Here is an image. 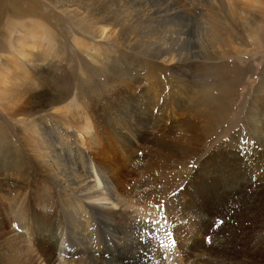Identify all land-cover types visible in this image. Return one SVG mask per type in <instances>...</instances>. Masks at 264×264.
<instances>
[{"label": "bare ground", "instance_id": "1", "mask_svg": "<svg viewBox=\"0 0 264 264\" xmlns=\"http://www.w3.org/2000/svg\"><path fill=\"white\" fill-rule=\"evenodd\" d=\"M98 1L86 0L92 4ZM102 1L109 3L112 0ZM115 1L117 4L121 2ZM212 1L209 0L205 13L207 19L204 20L201 29L204 30V38L210 46V51L208 52L204 45L200 52L205 53L203 59L219 60L217 59L219 52H226L229 55H235V52L228 50L229 47H233L229 46L230 25L225 19H218L220 16L218 18L214 16L216 15L214 11L219 9L213 8ZM39 2L42 3L43 0H0V23L7 18L12 30L15 26L12 19H19L23 29L26 28L28 23L30 25L32 22V19L24 22L28 17L33 15L36 18L43 17V10L39 11ZM70 2L71 0H51L50 4L58 13L63 14L62 16L69 17L68 15L72 14L73 18L79 19L82 13L70 10L72 7ZM222 5L225 6L224 10L229 20L233 18L237 21L242 20L240 24L244 26L243 28L252 33L249 28L252 18L248 10L243 9L237 0H228L222 2ZM184 12L188 14V11ZM88 13L87 28L91 39L96 41L94 44L86 43L87 45L80 46L76 43L78 40L73 39L80 53L91 63H97L101 67L106 60L101 59L100 50L104 49V55L109 58L108 50L103 48V44L119 46L124 49L120 56L122 65L146 64L142 79L147 85H155L162 92L154 93L150 86H145L143 90L149 95L143 100L142 96L135 93L137 89L131 83H126L123 88L119 87L121 92L112 91L103 98L99 97L100 94L97 97L93 93L95 95L93 98L96 99L90 98L88 100L90 105L74 110L63 108L67 93L65 85L59 82L57 76L56 86L53 88L47 86V90L44 88L49 81L47 77L50 74V67L53 66L48 61H43L50 56L52 47L48 40L55 36L53 31L45 29L41 38L34 34L32 28L22 31L19 29L20 32L15 39L8 35V40L3 38L0 40V51L5 56L3 64L0 62V102L7 109L6 118L11 122L22 125L30 123L24 133L23 145L31 152L28 164L38 183L35 198L39 213L36 218L45 231L41 239L48 242L51 249L47 263L227 264L224 249L231 241V223L219 215L220 213L216 214L212 205L214 198L218 200L215 195L218 190L216 182L207 181L210 176H207L208 173L205 171L200 172L201 169L197 176L195 170H190L185 176V182L181 184L177 180L172 181L173 183L167 182L168 176L162 172H165L163 168H167V165L176 163V159L181 158L179 155L193 154L195 151L193 143L198 128L193 124L195 118L190 116H186V120L183 118L185 113L192 109V103L191 99H185L184 91L180 90V87L185 79L194 78L199 57L193 49L186 48L187 40L182 37L187 31V25L183 24L185 19L178 16L177 11L175 13L164 10L153 11L150 14L149 11L147 13L141 10V16L135 18L133 12L124 10L116 13L109 10L108 6ZM45 19L50 20L49 13H46ZM76 22L79 24V20ZM163 23L168 24L171 28L169 31L172 32L177 28V23L182 24L181 30L168 38L165 35L160 38H153V35H150L149 46L137 45L139 40L134 39L133 30L143 24L146 31H150L153 24ZM17 26L21 28V24ZM122 33L123 40L120 38ZM124 33H131L133 38L130 35L126 37ZM198 34L202 37L201 33H197V36ZM42 40L46 41L45 48L41 44ZM11 42L14 46L4 49V44L8 45ZM16 57L22 59L27 66L22 65V61H15ZM53 67L52 72H55ZM2 68L5 71L4 76ZM16 70H19L17 79L13 78ZM110 71L112 76L116 75L111 69ZM165 71L170 72V82L164 76ZM32 72L37 75V80L33 84L28 78ZM182 77L183 79L179 81ZM43 88L45 90H42ZM53 90L55 92L49 93ZM199 94L201 97L198 100L196 91L194 105H202L201 112L227 113L223 102L215 100L209 92L201 91ZM111 95L113 96L110 97ZM255 96L258 98L254 99L251 108H259L261 105V109H264V101L261 102L258 92ZM31 97L36 101L37 111L35 110L34 117L29 116L31 109L25 113V109L33 103ZM224 98L228 100V96ZM187 104L190 105L185 106ZM41 113L46 115L42 117ZM67 114L70 116L66 120L64 116ZM189 118H192V123ZM251 122L255 131H261V121L252 119ZM77 125L81 126L76 127ZM152 147H155V150H151ZM155 172L157 174H153ZM203 176L206 177L205 180ZM168 190L169 193L166 192ZM156 204H164L163 213L167 216V227L163 230H175L178 235L176 239L174 238L176 247L169 245L168 242L163 243L159 237L161 231L156 235L144 231L145 219L155 217L158 219L161 215L157 208L154 209ZM206 215L220 218L223 223L218 231H215L217 226L214 227L215 217ZM191 222L197 225L196 233H191L192 235L185 230V225ZM181 235H184L185 240H181ZM204 237L208 238L207 244L203 241Z\"/></svg>", "mask_w": 264, "mask_h": 264}, {"label": "rangeland", "instance_id": "2", "mask_svg": "<svg viewBox=\"0 0 264 264\" xmlns=\"http://www.w3.org/2000/svg\"><path fill=\"white\" fill-rule=\"evenodd\" d=\"M48 1L43 0L42 3L39 2V11L43 10V17L36 18L33 17L34 15L28 17L29 19H25L24 22L26 23L31 19L32 22L30 25L28 23L27 27L24 29L23 24L19 23L21 20L12 19V22L15 24L12 28V30H14L13 32L10 28L9 21L5 18V20L0 23V40H8L11 36L12 39H15L20 30H26L27 28H32L31 30L35 32L34 34H37L36 36L41 38L42 32L44 33L45 29L53 31L55 36L53 39L48 40L52 47L50 56L43 61H48L51 65L53 64L55 68L52 67L56 73L52 72V67H50V76L48 75L47 77L49 81L44 88L47 90V86L52 88L56 86L57 76L59 82L61 81L60 83L65 85L64 89L67 93L65 102L62 104L65 106L63 108L67 107L72 110L90 105V101L88 100L95 97V95L97 96L100 94L99 97L103 98L112 91H119V87L127 85L126 83H131L133 87L137 89L135 93H138L140 97L142 96L143 100L149 95L145 94V90H143L145 86H150L154 93L159 94L160 91L157 86L151 84L147 85L144 79H142L144 77V67L147 66L146 64L140 66L135 63L133 65H122V57L120 56H122L121 54L124 52V49L119 46L113 47V45L110 44H103V48L108 50L107 55L109 58L104 55V49H101V59L106 60L101 67L97 65V63H91L87 57L83 56L84 54L80 53L79 47L77 48L78 45L81 46L86 43L94 44L96 41V39H91V35L87 28L89 25L88 18L86 17L89 14L88 12H92L103 6H108L109 10L113 12L120 13L124 10H128L133 12L135 18H139V16H141V10L147 11V13L149 11V14L153 11L164 10L166 12L175 13L177 11L178 16L185 19L183 24L187 25V31L185 34H182V37H185L187 40L186 48L193 49L194 53L199 57V60H197V68L193 74L194 78L185 79L184 83H181L182 87H180V90L184 91L185 99H191L192 104H190L193 109H190V112L188 110L183 118L185 117V120L186 116L195 118L193 124L198 128L193 143V145L195 144V151L193 154L188 155L177 154V157L179 158L180 156L181 158L176 159L177 162H173L171 166L167 165V168H163L165 172H162L163 174L166 173L165 175L168 176L167 182H175L177 180L180 184L181 182H185V176L190 170H195L196 176L200 169L202 170L200 172L205 171L208 173L207 176H210V178L206 180L216 182L215 184L218 187L215 194L218 200H216V198L212 200V205L216 210V214L220 213L219 215H222L223 218L229 220L231 223L230 231L232 234H230V237L232 242L230 241L228 244L229 246L227 245L224 249L227 257L226 263L238 264L242 262L246 264L247 262V264H249L250 262L251 264L256 262L257 264H264V109H261V105L259 108H251L254 99L258 98L255 96L256 92H258L261 102L264 101V0H237V3L240 4L243 9L248 10L251 15L252 23L250 24L248 22L250 25L249 28L252 30L251 34L240 24L242 20L237 21L235 18H233L234 21H232L233 19L229 20L228 14L226 10H224L225 6L222 5V2L228 0L212 1L213 8L219 9L215 10L214 14L216 15H213L216 18L220 16L218 19H225L230 25L229 46L233 45V47H229L228 50H231L233 53L235 52V55L219 52L217 56L219 60H211L209 58L203 59L205 53L202 54L200 52L204 45H206L208 52L210 51V46H208L209 44L204 38V30H201L203 29V22L207 19L205 13L208 9L209 0H121L120 4H117L115 0L109 1V3L108 1L99 0L96 4L88 3L86 0H81V2L71 0L70 5H72V7L70 10L82 13L79 19L78 17L73 18L72 14L68 15L70 18L62 16L63 14L58 13V11H56L57 9L55 10V8L52 7L50 4L51 0ZM74 3L80 6L77 7ZM81 5L84 6L82 7ZM170 8L173 11H170ZM184 10L188 11V14H185ZM46 13L50 14V20L48 21L45 19ZM37 19H39L38 22ZM77 20H79V24H77ZM119 22L121 23V21ZM18 24H21V28L17 26ZM33 24H35L36 27ZM165 25L164 23L153 24V28L151 27L150 31H146L145 26L142 24L132 31V35H134V39L138 38L137 40L139 41H137V45L144 44L149 46L151 38H148V36L153 35V38H160L165 35V37L168 38L171 35H175V32L180 31L182 26V24L177 23V28L172 32L169 31L171 30V28L168 27L169 25ZM197 33H201L202 37H199V34L197 36ZM127 34L128 33H124L126 37L130 35V37L133 38L131 33ZM122 35L123 33L120 38ZM73 39H75V41L76 39L78 40L76 42L78 45ZM140 40L145 41L140 42ZM41 44L45 48L46 41L42 40ZM4 45L6 46V48L4 46V49L14 46L12 42L8 45ZM98 48H100V46ZM112 51L113 53H111ZM4 59L5 56H3L2 51H0L1 64H3L2 61H4ZM14 60L22 61V59L17 57ZM21 64L27 66L23 61ZM56 66L60 68H56ZM3 69L4 68H2L1 72L4 76L5 71ZM78 69H82L83 71L80 70V73ZM110 69L116 73L115 76H112ZM207 71L209 73H206ZM18 72L19 70H16L13 78H18ZM34 74L35 73L32 72V75L28 76L31 84L37 80V75L35 76ZM160 76L161 78L163 77L162 75ZM164 76L169 82L171 81L170 72L165 71ZM181 79H183V77L180 78L179 81H181ZM43 83L45 82H40V84ZM44 88L42 90H45ZM191 89L192 91H190ZM165 90L167 92V89ZM196 91L198 100L201 97V94H199L201 91L209 92L210 96L215 100L223 102V106L227 108V113L220 114L211 111L212 113L206 114L205 112H201L203 111L202 105H194ZM53 92L55 91L53 90L49 93ZM119 92H121V90ZM224 96H228V100L224 98ZM207 97L208 96H205V98ZM95 99L96 98L90 100ZM32 101L33 103L26 108L27 111L25 109V113L28 112V109H31L29 111V116L34 117L37 111L36 101L33 98ZM190 104L185 106H189ZM5 110L7 109L0 102V264H48L47 262H49L48 258L51 254V249L48 242L41 239L45 231L41 228L38 218H36L39 213L35 198L38 183L28 164L31 152L23 145L24 133L30 123L28 122L22 125L14 121L11 122L6 118L8 112ZM44 115L41 113L40 116L44 117ZM68 116L70 115L67 114L64 118L67 120L69 119ZM192 118H189L190 123H192ZM252 119L258 122L261 121V131H255L252 125L253 123L251 122ZM78 126L81 125H77L76 127ZM151 150H155V147H152ZM153 174L157 173L155 172ZM205 178L206 177L203 176V180H205ZM198 179L197 182L199 183ZM199 180L201 181V179ZM213 189H215V186ZM166 192L169 193V190ZM232 192H236V194H232ZM154 209L156 210V207H154ZM206 216L213 217L212 215ZM214 217L216 222L214 227L217 226L215 227V231H218L223 222L220 221L219 217ZM153 219H156V217ZM193 223L191 222L185 225V230L188 234L196 233L197 225L195 222ZM168 231L169 230L161 231V236L159 235V237L162 239L163 243L167 244L168 242L169 245L176 247L174 238L178 237V235L175 233V230H173L169 231L172 233L171 237H169ZM174 233L175 236H173ZM183 236L184 235L180 236L181 240H185ZM207 239L208 238L204 237L203 241L208 243Z\"/></svg>", "mask_w": 264, "mask_h": 264}, {"label": "snow or ice", "instance_id": "3", "mask_svg": "<svg viewBox=\"0 0 264 264\" xmlns=\"http://www.w3.org/2000/svg\"><path fill=\"white\" fill-rule=\"evenodd\" d=\"M155 207L161 213L160 217L158 219L148 218L144 220V224L146 225L144 231L150 233L151 235H156L158 232L163 231V229L167 227V216L163 213V204H157ZM168 235L171 237L172 233L169 232Z\"/></svg>", "mask_w": 264, "mask_h": 264}]
</instances>
